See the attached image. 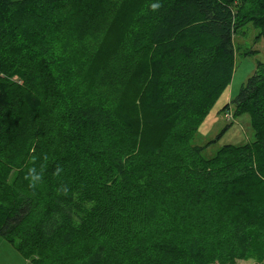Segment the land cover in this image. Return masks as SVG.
<instances>
[{
    "label": "trees",
    "instance_id": "1",
    "mask_svg": "<svg viewBox=\"0 0 264 264\" xmlns=\"http://www.w3.org/2000/svg\"><path fill=\"white\" fill-rule=\"evenodd\" d=\"M81 1L0 0V52L22 46L54 66L48 33L67 6ZM141 2L130 34L139 54L132 61L145 70L134 107L132 99L110 106L70 95L60 173L47 191L12 192L11 203L0 204V237L22 242L17 249L32 264L59 256L58 264H138L156 249H169L184 264H236L251 254V230L264 226L263 63L230 103L235 117L248 115L253 140L225 145L209 159L202 153L213 142L191 145L230 84L234 35L252 23L264 45V0ZM11 92L0 71V143L10 132ZM23 101L33 111L41 106L29 94ZM73 161L93 191L63 180ZM156 210L166 220L151 226L144 218Z\"/></svg>",
    "mask_w": 264,
    "mask_h": 264
},
{
    "label": "rangeland",
    "instance_id": "2",
    "mask_svg": "<svg viewBox=\"0 0 264 264\" xmlns=\"http://www.w3.org/2000/svg\"><path fill=\"white\" fill-rule=\"evenodd\" d=\"M142 4L141 0H83L80 5L67 6L61 24L48 33L47 44L55 58L54 66L22 46L0 52V71L12 91L7 111L10 132L0 143V204L9 205L12 192L26 193L30 188L35 192L47 191L54 175L60 173L59 167L68 156H60L59 142L66 129L64 104L70 95L76 101H103L110 106L117 100L132 99L134 107L143 91L141 78L145 70L132 61L139 54L131 49L130 34ZM261 30L248 23L233 37L234 70L230 84L209 109L191 141L192 146L213 142L202 153L206 159L225 145L239 146L253 140L248 115L235 117L230 103L254 74L257 63L264 64ZM60 78L64 86H60ZM24 94L39 99L38 110L33 111L24 103ZM72 163L63 180L85 183L93 191L95 184L79 176L78 161ZM32 169L33 175L40 177L35 182L29 174ZM170 204L166 202L165 206ZM155 215L146 216V223L153 226L160 222L158 218L166 220L162 211L156 210ZM107 224L101 225L104 228ZM160 232L169 238L166 230ZM251 241L250 256L236 264H264V226L251 230ZM118 242L116 248L121 252L127 245V235ZM17 248H22V242L15 239L8 242L0 237V264H32V259ZM57 259L60 256L53 264H58ZM137 262L184 264L169 249L153 250Z\"/></svg>",
    "mask_w": 264,
    "mask_h": 264
},
{
    "label": "clouds",
    "instance_id": "3",
    "mask_svg": "<svg viewBox=\"0 0 264 264\" xmlns=\"http://www.w3.org/2000/svg\"><path fill=\"white\" fill-rule=\"evenodd\" d=\"M34 172H35V170L32 169V170H30V173H29L33 182L40 179V177L38 175H33Z\"/></svg>",
    "mask_w": 264,
    "mask_h": 264
},
{
    "label": "bare ground",
    "instance_id": "4",
    "mask_svg": "<svg viewBox=\"0 0 264 264\" xmlns=\"http://www.w3.org/2000/svg\"><path fill=\"white\" fill-rule=\"evenodd\" d=\"M64 38V37H63ZM61 41V40H60Z\"/></svg>",
    "mask_w": 264,
    "mask_h": 264
}]
</instances>
